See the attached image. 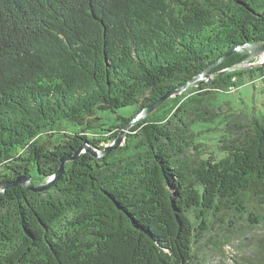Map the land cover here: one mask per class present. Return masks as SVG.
I'll list each match as a JSON object with an SVG mask.
<instances>
[{
    "label": "trees",
    "instance_id": "obj_1",
    "mask_svg": "<svg viewBox=\"0 0 264 264\" xmlns=\"http://www.w3.org/2000/svg\"><path fill=\"white\" fill-rule=\"evenodd\" d=\"M261 43L264 0H0V185L28 175L46 185L63 157L111 146L233 53L172 111L159 113L167 100L132 124L124 146L82 153L47 191L0 194V264H201L211 217L257 223L248 207L264 202V112L223 123L221 159L206 156L198 126L219 118L210 95L264 76L262 66L212 78ZM130 106L120 125L100 123Z\"/></svg>",
    "mask_w": 264,
    "mask_h": 264
},
{
    "label": "rangeland",
    "instance_id": "obj_2",
    "mask_svg": "<svg viewBox=\"0 0 264 264\" xmlns=\"http://www.w3.org/2000/svg\"><path fill=\"white\" fill-rule=\"evenodd\" d=\"M250 64V67L246 65L241 70L264 66V54L253 59ZM238 83L237 90L231 94L220 92L218 97L209 96L211 98L209 101L217 108L219 118L211 129L204 125L198 126L202 137L200 141L205 144L206 156L213 154L218 159L223 158L224 154L220 149V146H223L220 142V131L228 118L237 116L241 121L250 122L255 113L260 115L264 112L263 73L255 72L252 75H244ZM197 86L194 85L183 93L186 95L194 93L193 89ZM179 95L175 94L172 98H177ZM172 98L169 99V105L159 112L160 115L166 109L173 110L176 101ZM136 110L137 107L130 106L119 109L114 114L100 112L99 117L102 118L100 123L105 125L104 128L110 125H120L121 121H117L119 116L131 117ZM131 127L133 125L123 130L125 133L121 146H124L128 136L133 134ZM48 181L45 183L47 184ZM248 209L257 217V223H254L253 216L242 217L238 212L230 210H225L218 216L207 220L209 230L205 238L195 245L201 264H264V202L253 199Z\"/></svg>",
    "mask_w": 264,
    "mask_h": 264
},
{
    "label": "water",
    "instance_id": "obj_3",
    "mask_svg": "<svg viewBox=\"0 0 264 264\" xmlns=\"http://www.w3.org/2000/svg\"><path fill=\"white\" fill-rule=\"evenodd\" d=\"M237 50L239 52H241L242 54L248 55L249 56L248 59L245 62H243L241 64H238V65H236V66H234V67H232L230 69H227V70L222 71V72L217 73V74H213L212 78L221 77V76H223V75H225V74H227L229 72L240 70L246 65L250 67L251 66L250 62L253 59L259 57L262 54H264V43H261V44H246L242 48L237 49ZM231 55H233V53L222 57L217 62H215L213 65H211L206 71H204V73H202L201 75L193 78L185 86H183L182 88H180L176 92H170V93L166 94L164 97L159 99L153 105H151L150 107H148L145 110H143L140 114L137 115V117L134 119L132 124H134V123H136L138 121H141L143 119H146L149 116H151L159 107H161L167 100L172 98L175 94H182L183 92H185L186 90H188L190 87H192L194 85H200L201 83L210 82V80H209L210 73L215 68H217L220 64L225 62ZM129 127L130 126H128L126 129H128ZM124 133L125 132L122 131L121 134L119 135L118 139L111 146L107 147L104 150H97V149L93 148L90 145L84 144L82 146V148H80V150L75 154V156H73V157L72 156L63 157L61 159V167H60V170H59L56 178L51 180L48 184H46L44 186H36L34 184L33 180H32L31 175H28V176H23L22 178H19L15 183H12V184L2 183L0 185V194H4L6 192V190L8 188H10V187H17L19 185H23V186L26 187L27 190L32 191V192H36V193H41V192L47 191V190H49L51 188L53 182L64 174V172L66 170V164L68 162L77 160L81 156V154L85 153V152L91 153L97 159H100L103 156L108 155L111 151L121 147V145L123 143V139H124Z\"/></svg>",
    "mask_w": 264,
    "mask_h": 264
},
{
    "label": "built area",
    "instance_id": "obj_4",
    "mask_svg": "<svg viewBox=\"0 0 264 264\" xmlns=\"http://www.w3.org/2000/svg\"><path fill=\"white\" fill-rule=\"evenodd\" d=\"M233 82H234V83L237 82L236 78L233 79ZM237 88H238V87L230 86L229 89H227V90H228L229 93H233V92H235V91L237 90Z\"/></svg>",
    "mask_w": 264,
    "mask_h": 264
}]
</instances>
